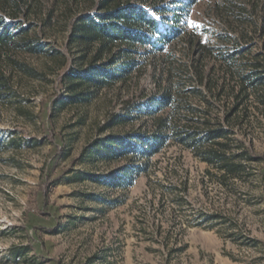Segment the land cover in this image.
I'll use <instances>...</instances> for the list:
<instances>
[{"label":"rangeland","instance_id":"374dc122","mask_svg":"<svg viewBox=\"0 0 264 264\" xmlns=\"http://www.w3.org/2000/svg\"><path fill=\"white\" fill-rule=\"evenodd\" d=\"M187 1L186 33L207 46L203 54L186 35L172 44L175 58L152 54L126 81L75 106L60 104L62 77L76 56L68 41L70 1L29 3L21 23L46 51L0 53L10 86L0 95V264H264V85L248 89L232 114L236 71L216 57L239 50V72L256 60L264 64V0ZM195 67L208 82L190 76ZM170 84L230 127L231 152L240 144L250 149L255 158L242 159L240 175L222 177L170 142L128 188L77 179L122 164L88 159L83 148L98 136L150 130L153 119L128 108Z\"/></svg>","mask_w":264,"mask_h":264},{"label":"trees","instance_id":"16d2710c","mask_svg":"<svg viewBox=\"0 0 264 264\" xmlns=\"http://www.w3.org/2000/svg\"><path fill=\"white\" fill-rule=\"evenodd\" d=\"M31 1L0 0V53L10 47L31 54L46 51L42 42L28 35L30 27L20 20L26 15L28 6H32ZM66 1H70L68 41L75 47L76 56L74 65L69 66L62 77L65 96L61 105L75 106L87 102L101 90L126 81L152 54L160 53L165 59L175 58L172 44L189 35L186 25L191 1H157L146 6L137 0ZM71 5H75L76 10ZM51 14L52 9L45 15L44 27L51 23ZM188 37L193 43V36ZM194 43L202 54L208 49L197 39ZM238 51L219 52L216 56L229 65V69L236 71L239 92L235 98L237 102L230 110L232 114L238 110L239 98H243L248 89L264 85V64L259 60L248 64L245 72L236 70ZM49 53L53 55V50ZM14 63L25 73L38 75L24 63ZM190 76L199 83L208 82L197 67ZM179 85L164 86L161 93L152 94L128 108L129 112L138 111L150 116L153 119L150 130L98 136L83 148L82 153L88 159L122 160L121 165L106 173L81 172L75 177L110 188H128L147 170L150 158L170 142L180 144L201 161L216 166L222 171V177L240 175L242 159L255 158L250 149L240 144L238 152H231L228 149L230 127L210 120L207 109L202 111L189 104L181 95ZM9 89V77L0 72V95ZM192 89L196 94H203L200 89ZM202 113L205 115L203 119L199 117ZM232 114L227 115V123ZM96 199L101 198L96 196ZM108 203L115 205L118 201Z\"/></svg>","mask_w":264,"mask_h":264}]
</instances>
